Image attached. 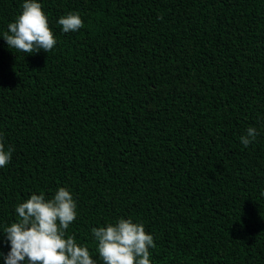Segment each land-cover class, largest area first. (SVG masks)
Instances as JSON below:
<instances>
[{
	"label": "trees",
	"instance_id": "obj_1",
	"mask_svg": "<svg viewBox=\"0 0 264 264\" xmlns=\"http://www.w3.org/2000/svg\"><path fill=\"white\" fill-rule=\"evenodd\" d=\"M23 2L0 0V252L16 206L65 187L96 264L121 218L150 264H264V0H37L57 44L32 54L3 40Z\"/></svg>",
	"mask_w": 264,
	"mask_h": 264
},
{
	"label": "clouds",
	"instance_id": "obj_2",
	"mask_svg": "<svg viewBox=\"0 0 264 264\" xmlns=\"http://www.w3.org/2000/svg\"><path fill=\"white\" fill-rule=\"evenodd\" d=\"M64 33L77 32L84 23L76 13L58 20ZM3 40L9 48L22 53L52 51L57 40L49 27L47 15L37 0H24L22 12L7 25ZM257 129L250 126L240 143L248 148L257 138ZM14 148L5 145L0 134V168L12 159ZM17 221L5 227L3 235L10 246L7 255L0 252L5 264H96L89 249L81 246L67 230L77 219V203L70 190L60 187L49 199L45 194H32L15 208ZM92 236L103 264H150L154 237L146 233L143 223L119 219L103 227H93Z\"/></svg>",
	"mask_w": 264,
	"mask_h": 264
}]
</instances>
